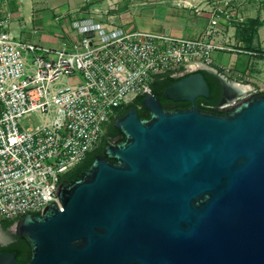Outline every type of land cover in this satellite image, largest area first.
Masks as SVG:
<instances>
[{
	"label": "water",
	"instance_id": "1",
	"mask_svg": "<svg viewBox=\"0 0 264 264\" xmlns=\"http://www.w3.org/2000/svg\"><path fill=\"white\" fill-rule=\"evenodd\" d=\"M210 94L194 72L164 90L189 107L151 92L148 117H116L125 138L11 226L31 246L25 264H264V91L223 113L198 107Z\"/></svg>",
	"mask_w": 264,
	"mask_h": 264
},
{
	"label": "built area",
	"instance_id": "2",
	"mask_svg": "<svg viewBox=\"0 0 264 264\" xmlns=\"http://www.w3.org/2000/svg\"><path fill=\"white\" fill-rule=\"evenodd\" d=\"M184 4L209 16L196 37L76 18L78 37L56 49L15 37L7 29L6 0H0V222L15 224L58 201L62 176L97 147L117 109L152 92L158 74L211 65L214 51L234 49L229 29L246 21L235 0ZM31 113L40 124L25 128L21 121Z\"/></svg>",
	"mask_w": 264,
	"mask_h": 264
},
{
	"label": "crops",
	"instance_id": "3",
	"mask_svg": "<svg viewBox=\"0 0 264 264\" xmlns=\"http://www.w3.org/2000/svg\"><path fill=\"white\" fill-rule=\"evenodd\" d=\"M23 1L27 2V0H20L11 6L6 0V12L10 14L11 19L17 18L19 20ZM184 1L198 4L206 0H161L154 3H132L120 13L116 19V25L130 32L166 33L175 37H196L208 27L209 16L207 13H195L192 8L184 4ZM244 10L247 17L260 16L259 11L255 16L252 15L253 12L249 11L247 6L244 7ZM76 18L80 17L73 19ZM229 31L234 35V49L214 51V61L211 65L227 76L231 85L248 86L246 90L248 94L254 89L264 91V19L263 24L255 32L251 44L247 45L238 40L236 36L237 26L230 28ZM65 32L68 33L66 39H59L55 35H45L40 45L57 49L64 44H71L78 37L73 28L72 32H69L67 27ZM220 37L221 42H224V35L221 34ZM240 62H243L242 67L238 68ZM197 65L205 66L201 62H198Z\"/></svg>",
	"mask_w": 264,
	"mask_h": 264
},
{
	"label": "rangeland",
	"instance_id": "4",
	"mask_svg": "<svg viewBox=\"0 0 264 264\" xmlns=\"http://www.w3.org/2000/svg\"><path fill=\"white\" fill-rule=\"evenodd\" d=\"M7 1L12 6L20 0ZM157 1L161 0H27V2L23 1L22 3L19 20L17 18L11 19L7 29L12 31L18 39L42 44L41 40L45 35H55L59 39H66L68 33L65 32V29L68 27L69 32H72V21L75 17L94 18L103 23L117 26L116 19L127 5ZM235 2L240 5L241 12L246 19L245 22L250 19L245 13V6L253 12L252 15L254 16L259 11L261 19H264V0H235ZM220 38L219 36L218 41H222ZM242 63H239L238 68L242 67ZM245 97L246 95H243L235 105ZM39 124L40 119L36 113H31L21 121V125L25 128L35 127Z\"/></svg>",
	"mask_w": 264,
	"mask_h": 264
},
{
	"label": "flooded vegetation",
	"instance_id": "5",
	"mask_svg": "<svg viewBox=\"0 0 264 264\" xmlns=\"http://www.w3.org/2000/svg\"><path fill=\"white\" fill-rule=\"evenodd\" d=\"M204 67L208 68V70L204 69ZM194 72H202L204 74L205 78L207 79L209 86H210V81L217 83L218 84L217 86H219V90H220L219 92L221 93L220 102L217 105L211 104V101H212V97H211L212 95L211 94H210V97H204V96L197 97L196 103L200 109L208 110V111H214V112H218V113H223V112L228 111L231 107H233L235 105L234 104V105H230V106H223V105L227 104L228 102H230L231 100L238 98L237 97L238 95L232 96L231 88H230L231 84L229 83V79L219 69L215 68L212 65L198 66V67H194L192 69H185L182 71L173 72L172 75L174 77H185V76H187L191 73H194ZM175 82H172V83L168 84L165 88H163V93L160 90H158L159 94H164V90L168 86L172 85ZM210 90H211V87H210ZM159 99H160V102L162 103L163 107L166 109H176V108H187V107H189V105L185 104L187 102L186 100L175 101L173 99L167 98L166 96H165L164 102H163V99H161V97H159ZM177 102H183L184 104L178 105ZM130 107H136L138 109L139 113H140V111H142L143 114H147L146 109H145L144 104H143V101L142 102H134V103L130 104L129 107L127 108V110ZM127 110H126V112H127ZM125 113H123L117 117L123 116ZM122 135L123 134L120 132V130L115 126V120L114 121L110 120V122L106 126L105 133L102 136V138H101V140L97 146H102L106 142H108L106 144V147L109 144L117 143L121 140ZM104 154H105V151H104ZM104 154H102V155H104ZM5 220L6 219H2L1 222L5 221ZM1 222H0V253H11V254L14 253V254H16L17 264H25V263L29 262L31 259V256H32V250H31L30 244L27 242V240L25 238H23L12 227L5 228Z\"/></svg>",
	"mask_w": 264,
	"mask_h": 264
},
{
	"label": "trees",
	"instance_id": "6",
	"mask_svg": "<svg viewBox=\"0 0 264 264\" xmlns=\"http://www.w3.org/2000/svg\"><path fill=\"white\" fill-rule=\"evenodd\" d=\"M262 24H263V19H261L260 16L255 17V18H250L248 19L247 22L238 24L237 31H236V36L238 40H240L241 42H244L247 45L251 44L255 32L257 31L258 27H260ZM181 78L183 77H174L171 72L158 74L152 83V93L155 94L156 96L161 97V99H163V102H164L165 96L164 94H159L158 90H160L163 93V88H165L168 84L175 82ZM217 85H218L217 83L210 81L211 95H212L211 104L213 105H217L220 102L221 93L219 92L220 91L219 86ZM145 96L146 94L138 95L127 106L117 109L116 116L112 120L114 121L117 116L125 113L130 104L134 102H142ZM177 104L183 105L184 103L177 102ZM185 104L189 106L191 105V103L188 101ZM140 115L142 117L149 116L148 113L143 114L142 111H140ZM124 138L125 136L122 135L121 140H123ZM107 143L108 142H106L102 146H97L91 152H89L82 162L78 163L72 170L68 171L66 174L62 176V182H67L69 180H72L80 176L81 173L92 164L96 155L104 154ZM1 223L5 228H9L14 224V221L5 220V221H2Z\"/></svg>",
	"mask_w": 264,
	"mask_h": 264
},
{
	"label": "bare ground",
	"instance_id": "7",
	"mask_svg": "<svg viewBox=\"0 0 264 264\" xmlns=\"http://www.w3.org/2000/svg\"><path fill=\"white\" fill-rule=\"evenodd\" d=\"M230 88H231L232 96H236L237 94L245 93L246 90L248 89V86H243V85H239V84H232L230 86Z\"/></svg>",
	"mask_w": 264,
	"mask_h": 264
}]
</instances>
